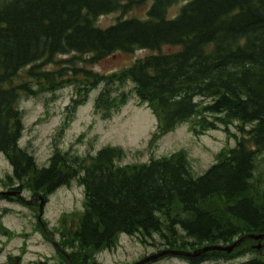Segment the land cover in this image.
Here are the masks:
<instances>
[{
	"label": "trees",
	"instance_id": "1",
	"mask_svg": "<svg viewBox=\"0 0 264 264\" xmlns=\"http://www.w3.org/2000/svg\"><path fill=\"white\" fill-rule=\"evenodd\" d=\"M142 1L0 0V152L13 167L15 188L44 201L74 179L84 187L83 210L61 219L59 253L68 264H101L97 253L115 247L123 233H158L168 248L189 252L264 233V178L256 175L264 152V0H188L174 16L169 8L178 0H153L146 18L96 25L98 17ZM138 49L151 53L110 74L77 65ZM69 53L70 66L45 67ZM73 73L82 74L86 91L104 83L96 107L105 117L125 103L128 92L118 87L132 79L133 92L157 118L154 140L185 121L197 134L223 124L229 132L237 122L239 136L200 176L183 151L121 165L123 150L114 146L87 156L55 151L40 167L19 143V100L54 90ZM252 251H264V238L246 237L230 252L175 255L187 264H264L256 256L235 261ZM6 264H23L21 255Z\"/></svg>",
	"mask_w": 264,
	"mask_h": 264
},
{
	"label": "rangeland",
	"instance_id": "2",
	"mask_svg": "<svg viewBox=\"0 0 264 264\" xmlns=\"http://www.w3.org/2000/svg\"><path fill=\"white\" fill-rule=\"evenodd\" d=\"M188 0H178L169 8V16L176 15ZM153 0H143L127 10H118L97 18L96 25L108 27L120 18H146ZM174 47L165 46L163 50ZM151 53L150 49H138L133 53L117 52L100 62L88 63L78 59L79 66L96 72L110 74L132 65L136 59ZM73 53L56 57L59 63L47 64L48 69L70 66ZM26 70L21 77H26ZM69 73H72L68 69ZM61 86L54 90H39L36 94H22L19 107L24 113V130L20 145L32 153L40 167L48 166L55 151H69L79 156L96 155L105 146L119 147L123 154L118 164L149 162L153 158L183 151L188 157L192 172L200 176L216 161L220 150L234 146L239 130L237 122L230 124L229 132L224 124L216 129L195 133L191 121L177 125L157 139L158 121L155 114L133 92L134 81L129 79L118 87L127 91L125 103L111 116L97 110L96 99L104 83L89 91L81 88V76L69 74ZM77 78V79H76ZM34 84V81H32ZM229 128V127H228ZM154 140V141H153ZM257 176L264 178V152L257 157ZM13 167L0 152V264H6L10 255H21L23 264H68L59 253L62 242L61 219L64 214L81 212L85 191L77 179L57 188L44 201L29 190L15 188ZM8 195V198L3 197ZM140 234H121L111 249L97 253L101 264H138L139 261L166 250V240L158 233L140 238ZM242 254L235 261L258 257L264 263V251ZM143 264H187L177 255L163 254Z\"/></svg>",
	"mask_w": 264,
	"mask_h": 264
},
{
	"label": "water",
	"instance_id": "3",
	"mask_svg": "<svg viewBox=\"0 0 264 264\" xmlns=\"http://www.w3.org/2000/svg\"><path fill=\"white\" fill-rule=\"evenodd\" d=\"M246 237H251V238H254V239H262L264 238V233L262 234H249L247 236H243L239 239H237L234 243H232L231 245H213V246H207V247H204V248H201L195 252H189V251H182V250H166V251H162L158 254H155V255H152L150 257H147L141 261L138 262V264H143L145 261H148L150 259H156L157 257L163 255V254H169V253H172V254H186V255H195V254H198L200 252H203V251H207V250H210V249H222V250H227V251H232L237 245H239L241 243L242 240H244ZM258 248H261V244H258L257 245Z\"/></svg>",
	"mask_w": 264,
	"mask_h": 264
}]
</instances>
